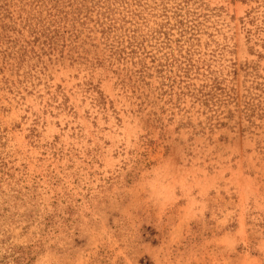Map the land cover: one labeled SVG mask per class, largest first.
<instances>
[{"label": "rangeland", "instance_id": "rangeland-1", "mask_svg": "<svg viewBox=\"0 0 264 264\" xmlns=\"http://www.w3.org/2000/svg\"><path fill=\"white\" fill-rule=\"evenodd\" d=\"M0 264H264V0H0Z\"/></svg>", "mask_w": 264, "mask_h": 264}]
</instances>
